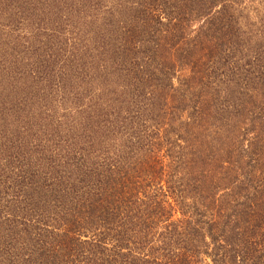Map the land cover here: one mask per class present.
<instances>
[{"label":"rangeland","instance_id":"rangeland-1","mask_svg":"<svg viewBox=\"0 0 264 264\" xmlns=\"http://www.w3.org/2000/svg\"><path fill=\"white\" fill-rule=\"evenodd\" d=\"M143 7L155 10L150 23L159 20V11L170 13L163 20L170 23L131 22ZM161 37L170 39L165 49ZM182 38L208 41L212 47L180 46ZM166 50L205 55L202 81L210 87L209 107L220 104L226 118L245 112L234 118L238 130L264 136V0H0V264L61 263L67 250L59 235L47 239L42 228L33 226L45 215L36 210L42 199L33 191L46 188L35 184H50L72 167H86L93 155H100L102 148H95L105 139L119 145L115 139L121 138L128 145L127 104L121 103L119 118L112 107L117 83L133 101L131 111L138 107L145 118L157 120L162 101L149 100L152 88L143 90L145 81H134L136 73L126 67L129 59L146 66L148 57ZM182 71L178 66L174 76ZM109 97L113 102L106 107ZM164 121L165 138L171 141L170 121ZM73 122H79L76 137L70 133ZM94 122L108 129L115 122L108 131L114 139L98 127L88 134L100 142H86L84 128ZM238 142L234 151L247 157L244 138Z\"/></svg>","mask_w":264,"mask_h":264},{"label":"trees","instance_id":"trees-1","mask_svg":"<svg viewBox=\"0 0 264 264\" xmlns=\"http://www.w3.org/2000/svg\"><path fill=\"white\" fill-rule=\"evenodd\" d=\"M210 9L203 11L205 16ZM165 16L159 11V20L150 23L155 10L143 7L131 22L165 27L170 21L163 20L171 15ZM167 41L169 37L160 38L161 49ZM177 42L212 47L208 41ZM147 59L146 66L129 59L126 68L136 73L134 81H145L143 90L152 88L149 100L162 101L157 120L145 118L138 107L131 111L129 106L135 105L117 83L113 112L119 118L122 104H127L130 147L131 140L127 145L121 138L115 139L119 145L99 141L95 149L102 148L100 155H93L86 167H72L50 184H35L46 188L33 191L42 199L36 210L45 215L33 226L42 228L47 239L59 235L67 250L60 264H264V136L238 130L234 118L245 112L226 118L220 104L209 107L210 87L202 81L205 55L166 50ZM178 66L183 71L175 77ZM112 102L109 97L106 107ZM164 120L170 121L171 141L165 138ZM114 123L108 129L94 122L91 129L84 128L83 139L99 143L88 134L98 127L113 138L108 131ZM77 124L70 127L74 137L80 132ZM241 136L247 157L234 151ZM46 206L47 211L38 209Z\"/></svg>","mask_w":264,"mask_h":264}]
</instances>
